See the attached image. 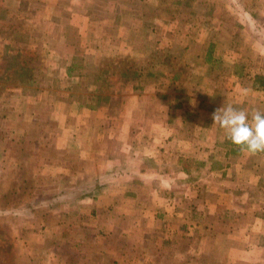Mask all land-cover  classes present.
Masks as SVG:
<instances>
[{"label":"crops","instance_id":"0c3cea01","mask_svg":"<svg viewBox=\"0 0 264 264\" xmlns=\"http://www.w3.org/2000/svg\"><path fill=\"white\" fill-rule=\"evenodd\" d=\"M264 0H0V264H264Z\"/></svg>","mask_w":264,"mask_h":264},{"label":"clouds","instance_id":"9594fccd","mask_svg":"<svg viewBox=\"0 0 264 264\" xmlns=\"http://www.w3.org/2000/svg\"><path fill=\"white\" fill-rule=\"evenodd\" d=\"M213 125L224 131L225 138L241 151L255 155L264 152V112H251L224 104L212 113Z\"/></svg>","mask_w":264,"mask_h":264}]
</instances>
